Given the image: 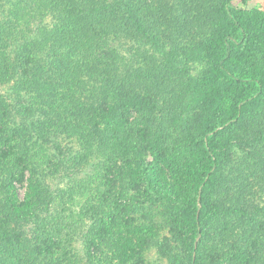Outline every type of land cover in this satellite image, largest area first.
<instances>
[{
	"label": "trees",
	"instance_id": "trees-1",
	"mask_svg": "<svg viewBox=\"0 0 264 264\" xmlns=\"http://www.w3.org/2000/svg\"><path fill=\"white\" fill-rule=\"evenodd\" d=\"M32 1L0 11V264H264L261 216L241 218L254 194L226 184L252 164L264 197V14L218 3L202 16L224 19L218 33L189 26L187 0H81L31 31L44 5L61 9ZM139 37L160 57L127 60ZM73 138L88 141L79 160L61 149ZM161 163L185 182L163 186Z\"/></svg>",
	"mask_w": 264,
	"mask_h": 264
},
{
	"label": "rangeland",
	"instance_id": "rangeland-1",
	"mask_svg": "<svg viewBox=\"0 0 264 264\" xmlns=\"http://www.w3.org/2000/svg\"><path fill=\"white\" fill-rule=\"evenodd\" d=\"M20 1H24V0H0V11L2 12L3 9L8 10L10 5L12 6V8H14L13 5H15V7H16V5H19ZM80 1L81 0H58V2H60L58 5L61 7V9L60 8L58 9L59 12L58 11H56V12L51 11L54 7L51 5L48 6V4H46L43 7V11H40L41 9L39 10L41 13L39 15L41 17H38L37 20H35V21L32 20V22L29 24L30 25L29 27H28V22H27L25 27L28 30L32 31V30H37L39 27H41L43 25H48V26H50V28H53V27L61 24L62 22L64 23L66 21L67 16H69V14L72 13L73 9L76 11H78V9H80V7H78ZM221 1H223V2L220 4ZM227 1H230L231 4H235L236 6L243 7L242 2L244 0H187V7L185 6V8H184V15H185V17L190 18L189 26H192V23L196 22L198 20L200 22H203V23H205V22L210 23L213 21V24H215V29H216L215 32L219 33L220 32L219 28H220L221 22H223L224 19L222 18L223 19V21H222V19L219 20L218 18L217 19L207 18V21H203L202 16L204 14H206V12H208V11H211V10L216 11L220 6L224 5ZM67 2H69V3H67ZM27 3L23 4V6H25L26 8H27ZM37 3L38 2L36 0H33L31 5L33 7H37ZM218 3L220 6H217ZM248 5H249L250 10H253L255 13L257 12L260 14H264V0H249ZM23 6H22V10H23ZM174 10H175V12L181 13L183 9H180L179 7L175 6V4H174ZM147 20H149V19H147ZM203 23H201V25ZM223 23H225V21ZM190 28H192V27H190ZM190 31H192V29H190ZM198 34H201V32ZM193 35H195V34L193 33ZM201 35L205 36L206 34L204 33V35H203V33H202ZM34 36L35 35L32 32V35L28 36V38H34ZM20 38H23V37H20ZM196 39L199 40L200 38L196 37ZM25 41H26L25 44L30 42V40H28V39ZM162 42H164V41H160L159 44L161 45ZM136 44H137V46L133 45V46L126 47V49L128 51L123 53V55H125V58L127 60L131 61V59L134 58V59H136V63L140 62L141 65H145L146 63L150 62V59H152V57H154V56L160 57L159 47H157L155 45L151 46L145 37L144 38L139 37L138 42H136ZM21 47H24V46H21ZM168 49H170V46L166 45V52H168ZM155 59H157V58H155ZM135 67H137V66H135ZM192 74L194 76H196L197 71H193ZM168 79H169V82L171 84H174V82L176 81L175 76H172V75H170V77ZM6 91H7L6 87H0V95H3L4 93H6ZM259 103H260V105H264V98ZM132 115H133L132 118L136 117V115L133 112H132ZM229 132L233 135L234 140H240V138H238L234 132L242 133L244 135V130H242V129H239L238 131L237 130H235V131L230 130ZM229 132L227 134H229ZM91 137H94V136H91ZM247 137L248 136H246L244 138L247 139ZM73 139H74V141H71V139L67 140V141L64 140L61 143V149H63V150L68 149V152L74 156L73 158L75 160H79L78 154H75V153L78 152V153L83 154L82 151H86L84 148V144L88 143V141L87 140L86 141H81V140L76 141L75 140L76 138H73ZM92 139H94V138H92ZM79 142H81V143H79ZM233 146H234V148H233V151L230 153V157H231L232 161L236 162L237 155L243 154L244 149H242V148L245 147V144L241 143V141H237L236 143L233 144ZM226 154H227V152H226ZM112 159H110L109 161L112 162ZM52 160H53V168H54V167H58V165H62L64 158H62L60 156L61 161H59V159H57V156H55L52 158ZM149 160H150V162H153L154 159H152L150 157ZM224 162L227 163V159H225ZM93 166L91 165L89 168H86V166H83V165L79 166V167L85 168L82 171V173L80 172L81 173L80 177H84L85 173H90L93 175L96 174V170H98L97 169L98 166L95 163L93 164ZM157 169L159 170V174L161 177L160 180H161V183L163 186L166 184L170 185V186H172V185L177 186L178 185V184H176L177 181L185 182V180H184L185 174H184L183 167L181 164L179 167H177L175 174L172 173L175 168H173V169H170V167L167 168L162 163L157 166ZM157 169H155V171L158 173ZM241 170L243 171V172H241V174H243L244 178H245V179H243L245 182L242 183V184H244V187L241 186L242 184L240 182H238V183H236V181L233 182V180H236L235 176H238V174H235L233 176L228 177L229 180L226 184H230L233 188L238 187L245 194L246 193L254 194V196L251 197L252 198L251 200L245 199V201H244V202H246V204H245V206H247L246 208H248L249 210L252 211V212H250L251 216H247L245 214L241 218H243L245 221L246 220L248 221V220H254L257 217L261 216L260 222L264 223V209H263V211L259 212L260 208H264V199H263L264 197L261 194V190H260L261 184L258 185L263 179V177H261L262 174L260 173L261 170L257 169L258 170V174H257V171H254V170H256V168H253L252 164H249L248 166H245V167L242 166ZM27 178H28V176L26 175L25 180H27ZM62 178H63V183H62L63 189H61L60 194L65 195L63 193L67 192V190H68V187L66 186V184L68 183V179H64L65 176H63ZM222 181H227V180L221 179V182ZM229 181H231V182H229ZM55 182L56 181L53 182L52 186L55 187L56 190H60V188H58V185H56ZM27 189H28V182L25 181L24 183L18 184V190H19V195H20L21 199H24L26 192H27ZM252 218H254V219H252ZM256 223H257L256 225L259 224V222H256ZM148 258H149V262H150L149 264H167L164 261H159L154 253H151ZM224 264H226V263L224 262Z\"/></svg>",
	"mask_w": 264,
	"mask_h": 264
}]
</instances>
